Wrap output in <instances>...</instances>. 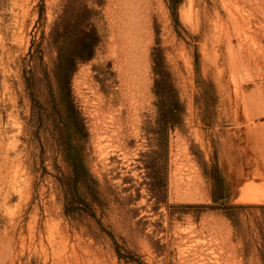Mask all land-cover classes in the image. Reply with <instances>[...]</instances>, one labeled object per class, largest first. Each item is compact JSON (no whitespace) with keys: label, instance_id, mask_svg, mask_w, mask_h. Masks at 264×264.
I'll return each instance as SVG.
<instances>
[{"label":"rangeland","instance_id":"374dc122","mask_svg":"<svg viewBox=\"0 0 264 264\" xmlns=\"http://www.w3.org/2000/svg\"><path fill=\"white\" fill-rule=\"evenodd\" d=\"M0 264H264V0H0Z\"/></svg>","mask_w":264,"mask_h":264},{"label":"bare ground","instance_id":"6f19581e","mask_svg":"<svg viewBox=\"0 0 264 264\" xmlns=\"http://www.w3.org/2000/svg\"><path fill=\"white\" fill-rule=\"evenodd\" d=\"M249 185V184H248ZM249 187V186H248ZM252 188H254V187H252ZM244 190H245V188H244ZM248 191V190H247ZM249 192V191H248ZM256 193V192H255ZM258 193V192H257ZM263 194V193H262ZM261 195V194H260ZM254 197H256V196H254ZM253 198V197H252ZM254 199V198H253Z\"/></svg>","mask_w":264,"mask_h":264}]
</instances>
